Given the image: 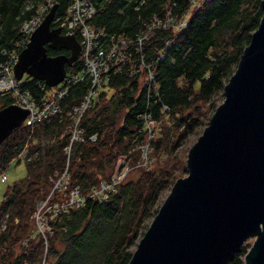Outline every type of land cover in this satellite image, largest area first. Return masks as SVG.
I'll use <instances>...</instances> for the list:
<instances>
[{
	"label": "trees",
	"instance_id": "trees-1",
	"mask_svg": "<svg viewBox=\"0 0 264 264\" xmlns=\"http://www.w3.org/2000/svg\"><path fill=\"white\" fill-rule=\"evenodd\" d=\"M92 1L96 7L92 25L122 38L126 45L121 50L124 57L111 65L82 117L87 141L72 144L70 188L79 187L87 195L94 186L109 182L120 156L136 164L139 147L148 141L147 115L160 126L149 141L153 167L118 184L103 202L87 198L83 206L63 211L50 222L52 233H41L34 217L37 205L49 197L68 161L67 112L80 104L91 81L85 76L69 85L59 115L34 129L23 124L0 144V174L23 151L31 157L26 161L27 175L7 186L0 204V264H128L147 221L158 212L163 191L176 181L169 162L190 134L208 125L212 113L209 117L207 110L223 94L263 15L262 0ZM43 2L0 0V65L21 49L22 26ZM53 2L58 4L56 17L65 16L70 0ZM180 23L186 26L180 28ZM48 54L70 52L48 48ZM66 70L82 74L81 56ZM21 89L39 102L49 88L27 78ZM12 102L10 94H0V108ZM92 135L94 142L88 139ZM55 195L49 202L56 200ZM249 248V242L244 243L226 264H245Z\"/></svg>",
	"mask_w": 264,
	"mask_h": 264
},
{
	"label": "water",
	"instance_id": "water-1",
	"mask_svg": "<svg viewBox=\"0 0 264 264\" xmlns=\"http://www.w3.org/2000/svg\"><path fill=\"white\" fill-rule=\"evenodd\" d=\"M261 7L223 102L189 149L188 174L174 182L128 264H226L251 239L244 263L264 264V0ZM57 10L54 4L20 52L17 80L57 86L79 59V40L53 26ZM28 114L16 104L0 108V144Z\"/></svg>",
	"mask_w": 264,
	"mask_h": 264
},
{
	"label": "built area",
	"instance_id": "built-area-1",
	"mask_svg": "<svg viewBox=\"0 0 264 264\" xmlns=\"http://www.w3.org/2000/svg\"><path fill=\"white\" fill-rule=\"evenodd\" d=\"M53 4V0H44L42 6L36 10L34 16L23 24L21 32L25 38L20 42L21 49L18 52H13L9 59L0 65V94H10L13 98L12 104L29 110V114L23 124L31 128L60 114L62 111L61 102L67 93L69 85L76 84L83 80L85 76L90 78L91 81V87L80 104L67 112L68 116L69 114L72 115L73 121L69 127L70 142L65 148V154L68 157L65 170L61 174H58L49 197L37 205L35 218L37 223L41 225L39 231L43 234H45L46 223L48 222L50 224V222H53L63 211H67L73 207L83 206L87 198L103 202L116 191V186L121 183L119 181L121 175L117 173V161L111 180L101 183L99 186H94L87 195H83L79 187L70 188L68 166L72 144L86 140L84 129L81 125L82 117L108 78L111 65L116 61L117 57L123 56L121 50L126 45L125 40L122 38L109 36L105 33L104 29L92 25V18L96 12L95 3L92 0H70L66 15L55 17L53 21L54 26L62 27L63 34L80 38L79 42L82 45L80 56L84 62L85 71L82 74H67L62 83L45 91L39 102L31 96L29 91L21 89V84L25 79L17 80L15 78L14 66L17 63L20 52L26 47L32 33L42 23ZM185 26L186 23H180L179 27L182 28ZM7 73L12 76L10 81L6 79ZM147 78L148 81L153 80V75L149 69L147 71ZM144 119L148 141L139 147L141 153L147 150L145 147H150L149 141L154 137V130H157L158 126L150 116L147 115ZM88 139L94 142L96 135H92ZM24 156H26V150L19 155L18 160L23 159ZM121 157L128 158L126 156H120L118 160ZM0 177L3 181L7 180L6 173L0 174ZM53 193L56 194V200L49 202ZM47 215L49 220H47ZM47 227L49 229V226ZM48 233L51 234L52 230H48Z\"/></svg>",
	"mask_w": 264,
	"mask_h": 264
},
{
	"label": "rangeland",
	"instance_id": "rangeland-1",
	"mask_svg": "<svg viewBox=\"0 0 264 264\" xmlns=\"http://www.w3.org/2000/svg\"><path fill=\"white\" fill-rule=\"evenodd\" d=\"M194 2H196V4H198L200 2V0H193V3ZM6 76H7L6 79L8 81H10L12 79V76L9 75L8 73L6 74ZM27 78L33 79L30 76H28V75H24V77L22 79H27ZM47 87L49 89L52 88V87H49V86H47ZM54 87H56V86H54ZM223 100H224V92H223V94L219 93L218 96L215 97V99L213 100V107H211L210 109L207 110V114H208L209 117H210L211 113L213 114L214 108L216 109V107L218 105H220L223 102ZM212 114H211V116H212ZM66 118L69 119V125H70L72 123V121H73L72 115L69 114V116L67 115ZM34 128H32V129H34ZM204 128H205V126H203L199 131L190 134L189 138L187 140H185L182 143V145L180 146V148L176 151V153H177V154H175L176 157H174L173 160L169 162L168 167H169V169H171L175 173L176 180L178 178L184 177V176H186L188 174L186 168H187V157H188L189 149L198 140V138L202 134ZM159 131H160V126L156 130L157 135H158ZM33 136L34 135L31 136L32 140L34 139ZM35 138H37V136ZM86 141L87 140L83 141V143L86 142ZM145 148L147 150H145L144 153H141L140 156L137 157L136 164H135V162L133 160H130L131 158L121 157L119 160L117 159V161H118V162L116 161L118 163L117 173L119 175H121V179L119 181L123 182L126 179L135 178L138 175L140 170H142L144 168H147V170H149L150 168L153 167L152 163L155 160L154 152H153L152 148H150V147L149 148L145 147ZM161 157L164 160H167V158H165L164 156H161ZM18 158H19V155L17 157H15L11 162H9L7 164V166H6V168L4 169V171L2 172V173H6L7 174V180L3 181L1 179V177H0V204L2 202L3 195H4V193H5L6 189H7V186L11 185L12 183H14V182H16V181H18V180H20L22 178H24L27 175V172H28L27 162L31 159V157H29L26 154V156H24L23 159L18 160ZM115 166H116V164H115ZM171 188H172V185H171V187L169 189L163 191V193L161 195V198H160V201L158 202L159 204L160 203L162 204L164 202L165 198L169 195V193L171 191ZM34 217H35V215H34ZM46 217H47V220H49L48 215ZM153 218L150 217L147 222L151 223ZM37 226L40 228L41 225L39 223H37ZM47 226H49V229H48ZM45 229L46 230H45L44 233L48 232V230L51 229L50 228V224H48V222L46 223ZM253 241L254 240H252V239L247 241V242H249V246L252 245ZM23 244L24 245L26 244V240L23 241ZM136 247L133 248V249H136Z\"/></svg>",
	"mask_w": 264,
	"mask_h": 264
},
{
	"label": "bare ground",
	"instance_id": "bare-ground-1",
	"mask_svg": "<svg viewBox=\"0 0 264 264\" xmlns=\"http://www.w3.org/2000/svg\"><path fill=\"white\" fill-rule=\"evenodd\" d=\"M41 7V6H40ZM39 9V8H38Z\"/></svg>",
	"mask_w": 264,
	"mask_h": 264
}]
</instances>
